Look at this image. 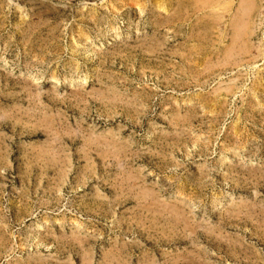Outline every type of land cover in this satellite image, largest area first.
Returning a JSON list of instances; mask_svg holds the SVG:
<instances>
[{
  "label": "rangeland",
  "instance_id": "obj_1",
  "mask_svg": "<svg viewBox=\"0 0 264 264\" xmlns=\"http://www.w3.org/2000/svg\"><path fill=\"white\" fill-rule=\"evenodd\" d=\"M0 264H264V0H0Z\"/></svg>",
  "mask_w": 264,
  "mask_h": 264
},
{
  "label": "bare ground",
  "instance_id": "obj_2",
  "mask_svg": "<svg viewBox=\"0 0 264 264\" xmlns=\"http://www.w3.org/2000/svg\"><path fill=\"white\" fill-rule=\"evenodd\" d=\"M248 1V0H247ZM250 7H252V6H250Z\"/></svg>",
  "mask_w": 264,
  "mask_h": 264
}]
</instances>
